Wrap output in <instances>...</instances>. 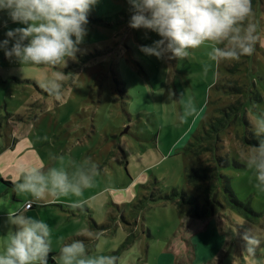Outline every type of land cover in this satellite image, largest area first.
Returning a JSON list of instances; mask_svg holds the SVG:
<instances>
[{
  "label": "rangeland",
  "instance_id": "1",
  "mask_svg": "<svg viewBox=\"0 0 264 264\" xmlns=\"http://www.w3.org/2000/svg\"><path fill=\"white\" fill-rule=\"evenodd\" d=\"M252 9L260 40L238 61L209 60L208 45L181 60L142 53L159 36L129 27V0H98L67 66L21 69L0 52L5 116L38 165L56 166L63 155L72 172L91 156L101 168L82 197L52 198L57 234L84 240L93 255L135 246L138 264H233L234 256L252 264L243 236L264 234V193L243 155L257 143L251 115L264 110V0H252ZM5 20L0 13V40ZM56 71L67 74L59 101L40 87ZM189 105L195 112L182 120ZM77 199L87 202L74 208Z\"/></svg>",
  "mask_w": 264,
  "mask_h": 264
},
{
  "label": "clouds",
  "instance_id": "2",
  "mask_svg": "<svg viewBox=\"0 0 264 264\" xmlns=\"http://www.w3.org/2000/svg\"><path fill=\"white\" fill-rule=\"evenodd\" d=\"M98 0H0V13L22 27L8 28V20L2 26L7 29L0 40V52L8 60L23 66H55L75 60L80 45L88 34L89 14ZM134 13L129 20L132 29H144L156 33L158 40L153 46H140V51L159 59L181 60L191 50L208 45L209 60L238 61L251 56L260 40L258 25L252 20V0H129ZM66 73L54 72L40 83L50 97L59 101L64 95L63 81ZM172 97L170 96V99ZM190 105L180 117L192 115ZM250 131L257 143L250 145L243 159L255 177V188L264 193V110L254 111L249 120ZM56 166L45 168L20 162L12 177V191L17 195L27 193L32 201L46 198L82 197L85 190L92 188L101 173L98 163L91 157L69 172L63 155L54 157ZM11 197L0 196V208L8 207ZM87 201L77 199L73 207H82ZM32 207L27 205V210ZM24 204L8 212L10 225L0 264H49L52 248L51 227L41 218L27 215ZM96 247L100 248L102 234L96 235ZM246 243L243 256L252 264H264V257L257 250H264V234L256 230L243 236ZM58 264H138L139 252L135 246L119 255L90 253L87 243L72 239L64 243L59 255L54 257ZM239 257L234 256L233 264Z\"/></svg>",
  "mask_w": 264,
  "mask_h": 264
},
{
  "label": "crops",
  "instance_id": "3",
  "mask_svg": "<svg viewBox=\"0 0 264 264\" xmlns=\"http://www.w3.org/2000/svg\"><path fill=\"white\" fill-rule=\"evenodd\" d=\"M6 106L0 101V196L11 197L8 201V207L0 208V250L3 249L4 240L8 234L10 225H8L9 208H15L19 204H24L27 210V205L31 203L32 207L27 210V215L35 216L43 219L51 227V242H53L51 253L54 257L59 255V250L64 243H67L70 234L65 231V234L55 231L48 218L51 207H56L52 198H46L42 201H32L29 194L17 195L12 191V177L16 173V166L23 162L26 164L38 165V161L32 156L33 152H28L24 146V137L21 136L20 131L16 128L13 121L7 115L5 116ZM63 218V216H59ZM62 230V228H61ZM54 259V258H53ZM51 264H58L54 259Z\"/></svg>",
  "mask_w": 264,
  "mask_h": 264
},
{
  "label": "trees",
  "instance_id": "4",
  "mask_svg": "<svg viewBox=\"0 0 264 264\" xmlns=\"http://www.w3.org/2000/svg\"><path fill=\"white\" fill-rule=\"evenodd\" d=\"M226 192H228V193L231 195V197H232L231 199H232V201L234 202L236 208H237V207H242V206H243L242 203H240V202L234 197L233 191H232V189L230 188V186H229L228 188H226ZM207 202H209V201H207ZM190 203H192V202H190ZM211 208H212V211H211V212H214V209H213L212 204H211ZM247 209H248L249 211H251L250 208H247ZM201 216H202L201 212H196V214H195V217H196V218H201ZM53 258H54V255H53V253L50 252V254H49V264H51V262L54 260Z\"/></svg>",
  "mask_w": 264,
  "mask_h": 264
}]
</instances>
